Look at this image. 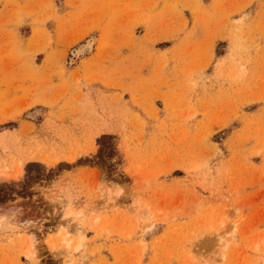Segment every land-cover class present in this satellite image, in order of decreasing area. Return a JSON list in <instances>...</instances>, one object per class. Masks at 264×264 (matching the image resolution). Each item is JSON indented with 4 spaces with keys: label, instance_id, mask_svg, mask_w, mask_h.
Returning <instances> with one entry per match:
<instances>
[{
    "label": "rangeland",
    "instance_id": "rangeland-1",
    "mask_svg": "<svg viewBox=\"0 0 264 264\" xmlns=\"http://www.w3.org/2000/svg\"><path fill=\"white\" fill-rule=\"evenodd\" d=\"M25 6L0 264H264V0Z\"/></svg>",
    "mask_w": 264,
    "mask_h": 264
},
{
    "label": "crops",
    "instance_id": "crops-1",
    "mask_svg": "<svg viewBox=\"0 0 264 264\" xmlns=\"http://www.w3.org/2000/svg\"><path fill=\"white\" fill-rule=\"evenodd\" d=\"M7 2V6L6 8H3L2 6H0V35H2L1 33L5 30H10L12 28L11 24L12 21H18V20H22V23L20 24V26H16V28L21 32L24 31L25 28H23L24 24L27 23V18H26V1L27 0H3ZM17 16V17H16ZM31 34H29V36L26 38V40L29 39ZM5 37V34L3 35V37L0 36L1 39H3ZM27 45V42H26ZM6 48V47H4ZM37 63V62H36ZM1 64V62H0ZM6 64V63H5ZM38 65H41V63H37ZM10 72H7L5 70L0 71V79H3V77L6 76V74H8ZM18 78H28V76L25 73V70L22 69L18 72ZM26 84V82H25ZM24 84V85H25ZM38 87H42L43 88V92H46L48 90V87H50L47 84H40ZM50 89V88H49ZM35 91V90H34ZM32 95L29 96L28 98L33 99V93ZM93 93H96L93 92ZM7 95V102H9L10 100L13 99L14 95L12 93H9L7 90V87L4 85V83L0 82V125H5L10 123L12 120V118H4L2 117V113L5 114L7 112L6 109H4V102L5 100L3 98H1L2 95ZM3 106V107H2ZM39 107V106H38Z\"/></svg>",
    "mask_w": 264,
    "mask_h": 264
},
{
    "label": "bare ground",
    "instance_id": "bare-ground-1",
    "mask_svg": "<svg viewBox=\"0 0 264 264\" xmlns=\"http://www.w3.org/2000/svg\"><path fill=\"white\" fill-rule=\"evenodd\" d=\"M91 44H92V43L89 42L88 46L92 47ZM83 48H84V47H82L80 50H82ZM67 245H68V247H71L70 242H68ZM77 247H78V245H77ZM75 248H76V247H75ZM67 249H68V248H67ZM68 263H69V264H72V261H69Z\"/></svg>",
    "mask_w": 264,
    "mask_h": 264
}]
</instances>
